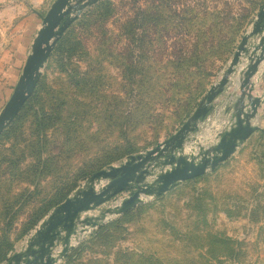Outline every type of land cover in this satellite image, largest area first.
I'll return each instance as SVG.
<instances>
[{"label": "rangeland", "instance_id": "obj_1", "mask_svg": "<svg viewBox=\"0 0 264 264\" xmlns=\"http://www.w3.org/2000/svg\"><path fill=\"white\" fill-rule=\"evenodd\" d=\"M54 1L0 0V87L9 88V92L0 95V112L12 95L43 17ZM86 1L69 0V6L73 7L70 15L76 18L67 27L65 36L62 34L65 44L62 48L55 44L40 69L34 89L38 93L15 134L0 138V160L14 142H17L14 147L17 155L24 153L17 173L25 171L32 162L27 157L30 150L26 145L35 138L38 121L35 110L51 115L43 117L48 127L46 135L51 142L48 150L52 145H65L61 149L65 152L59 153L61 170L40 179L35 197L27 202L24 212L9 231L10 239L15 240L14 245L22 240H16V236L27 213L40 201L49 198L58 187L70 185L80 173L97 169L105 159L119 151L132 149L129 155L145 152L173 135L209 88L223 76L241 38L251 29L264 5V0H171L177 11L186 8L199 10V17L206 12H230L235 17L233 22L242 27L234 36L228 54L212 56L215 59L207 61L211 75L203 80L204 86L199 85L197 77L190 82V87L206 89L193 95L189 104L188 93L175 96L169 88L174 87L171 80L179 79L171 78L173 67L169 64L175 60L173 51L179 39L174 33L176 28L170 33L152 32L146 28L147 39L152 38L154 42L150 46L144 45L140 51L132 40L133 35L126 33L124 28L135 16L136 7L132 0H112L116 10L114 17L104 24L108 38L102 41L101 29H86L80 21L92 8H79ZM139 3L143 9L150 7V0H139ZM203 9H207L205 13ZM209 17L206 16L208 21ZM139 33L143 34L140 29ZM195 39L194 34L182 36L189 49ZM258 39L259 35L249 39L247 51L230 74L224 90L212 102L207 116L198 121L196 129L189 134L185 145L195 148L189 153H198L201 147L207 149L219 141L234 123L235 105L242 92L246 94L243 100L246 109L249 108L247 93L252 97L264 94V72L252 77L254 87L251 91L242 90L240 83L243 79L241 69ZM74 45L77 47L73 49ZM72 50L75 53L69 59ZM130 53L133 54L131 60L128 59ZM260 67L264 69L262 64ZM140 92L143 93L136 95ZM128 109L133 112L130 116L126 112ZM113 111V117L108 118ZM60 117L75 123L56 121ZM252 124L257 130L228 160L194 178V182L179 183L161 199L151 197L144 200L132 208L134 210L129 215L108 217L100 226L83 233L80 240L73 242L67 254L70 256L67 258L66 255L57 264H264V101L260 103ZM115 146L119 148L115 149ZM56 150L52 153L55 154ZM69 152L72 154L67 157ZM129 155L110 165L122 163ZM0 164L1 170L8 165L6 162ZM26 177L22 173L15 182ZM87 180H78L76 188ZM147 181H153V178ZM13 186L14 196L30 187L22 183ZM132 192L133 189H128L118 195L129 196ZM2 226L0 222V229ZM101 226L105 231L100 234L98 229ZM226 239L231 241V246L225 243Z\"/></svg>", "mask_w": 264, "mask_h": 264}, {"label": "water", "instance_id": "obj_2", "mask_svg": "<svg viewBox=\"0 0 264 264\" xmlns=\"http://www.w3.org/2000/svg\"><path fill=\"white\" fill-rule=\"evenodd\" d=\"M97 1L88 0L79 8L90 6ZM72 8L69 6V0H55L43 17L42 26L26 58L22 74L0 112V134L16 118L33 94L40 69L58 38L76 18L70 15ZM255 35H259L258 43L249 51L247 63L241 69L243 79H240L242 90L247 88L251 91L254 87L252 77L258 73L261 64L264 66V5L251 29L241 38L223 76L209 88L181 127L157 146L129 155L122 163L108 165L95 172L40 222L26 239L25 245L9 257V264H57L68 254L79 235L97 228L108 217L123 214L148 198L161 196L179 183L200 177L228 160L257 130V126L252 124V119L260 103L264 101V94L261 97H252L247 93L249 108L246 109L243 106L246 94L242 92L238 104L235 105L233 125L222 134L215 145L207 149L201 147L197 154H186L183 147L189 134L196 129L197 122L207 116L212 102L224 90L230 74L247 51L249 39ZM150 177L153 181L148 182ZM128 189H133V192L119 205L105 207L96 215H88Z\"/></svg>", "mask_w": 264, "mask_h": 264}, {"label": "trees", "instance_id": "obj_3", "mask_svg": "<svg viewBox=\"0 0 264 264\" xmlns=\"http://www.w3.org/2000/svg\"><path fill=\"white\" fill-rule=\"evenodd\" d=\"M131 3L136 7L135 16L131 20L127 21L129 26H124V28L126 29V33L129 32L133 35L132 40L137 44L136 46L140 49V51H142L146 45L150 46L154 42V39L152 38L147 39V33L145 31L146 28H150L152 32L164 31L166 33H170L172 28H176L174 33L178 34L177 36H179V39L176 43L177 47L174 48L173 51L175 54V60L170 61L169 64L173 67V71L170 73L171 78L179 77L180 80H171V85L174 87L169 88L175 96L188 93L190 97L188 102L190 104V101L193 99V95H195L197 92H203L206 89V87H190V82L197 77L199 85L202 86L203 80L211 75V71L209 70L210 68L207 67V61H209V58L215 59L214 57L217 55H220L221 57L224 54L226 55L230 52L233 45L234 36L239 33L242 28L241 24H236L237 22H233L235 19V17H233L234 15H231L230 12L228 13L227 11L225 13H205L207 9H203V12L206 15H203L202 17L198 16L200 14V12H198L199 10L193 11L189 8H186L177 11V9L172 7L173 3L171 0H150V7L147 9H143L141 7L139 0H132ZM90 6L92 7L90 9V13H85L86 15L84 14L82 17L83 19L80 21L86 29L95 27H97V29H101L103 32L101 33L103 37L101 40L104 41V38H108L104 24L110 18L114 17V11L116 10L115 3L112 0H100ZM207 15L210 16V21L206 19ZM164 19L167 20L165 21ZM164 21L166 22L165 25ZM126 23L122 24V26ZM125 29H123V31H125ZM139 29L143 34L139 33ZM184 34H194L196 37L194 42L191 43L190 49L188 45L183 43L184 39L182 40V36ZM63 35L56 42V47L62 48L64 46L65 39L63 38ZM159 40L160 37L158 36L157 41ZM72 47L74 49L77 46L74 45ZM73 53H75L74 50L68 54L69 59L74 56ZM132 55V53L128 55L129 60L132 59ZM211 65L213 66V63ZM193 69H195V71H193ZM184 84L187 87H182ZM164 91L166 93L167 90ZM37 93V91L34 92V94L25 102L24 107L20 111L19 115L10 124L8 129L0 136V138L7 137L10 134H15L19 124L28 113V110L32 107L33 103L31 102L36 97ZM142 93L143 92H140L136 95H140ZM34 112L35 115L38 116L34 135L35 138L30 140L26 145V147H28L30 150V152L27 154V157L31 158L32 162L27 165L25 171L23 170L21 173H17L21 161L25 157L23 151L17 155V151L14 149V147L17 145V142L12 143L10 149H7L8 152L3 154V157L0 160V163L6 162V164H8L3 170L0 169V222L3 223V226L0 229V263L5 261L8 254L14 249L15 240L12 241L10 239L9 231L12 230L18 216L24 212L23 210L27 202L35 197V191L37 190L40 179L42 177H51L61 170V157L59 153L65 152L61 151L65 145H52L51 150H48L49 148H47V146L48 144H51V142L49 143V139L47 138L46 130L48 127L47 124L43 122V120L46 118V116L49 118L51 115H45V111H42V114L38 113L37 110ZM126 112H128L129 116L130 114H133L132 110L130 109H128ZM85 113H87V109L85 110ZM113 115L114 111L109 113L108 118H112ZM56 121L68 122L69 124L75 123L74 120H62L61 117L60 120ZM23 140L25 141L26 139ZM118 148V146H115V149ZM52 150H56V153H52ZM132 152V149H128L124 152L119 151L115 156L105 159L97 169H92L89 172L83 171L80 173L78 176H76L75 181L70 185L58 187V189L49 195V198L40 201L36 208L33 207L32 211L27 213L26 221L22 224L21 231L19 232L18 236H16V240L27 235L54 207L62 203L76 188L78 180L88 179L95 172L103 169L116 160H120ZM71 154L72 153L69 152L67 157H70ZM22 173L27 177L21 181L15 182L19 179ZM195 180L196 179L186 180L184 184L194 182ZM19 183L28 185L30 187L23 189L20 194L16 192L14 196L12 194L14 189L13 184ZM162 197V195L158 196L157 199H161ZM132 210L134 209H130L124 214L129 215ZM104 231V226L99 227L98 232L100 234ZM225 243L231 246V241L229 239ZM231 249L234 248L231 247ZM69 256L70 254L67 255V258Z\"/></svg>", "mask_w": 264, "mask_h": 264}, {"label": "crops", "instance_id": "obj_4", "mask_svg": "<svg viewBox=\"0 0 264 264\" xmlns=\"http://www.w3.org/2000/svg\"><path fill=\"white\" fill-rule=\"evenodd\" d=\"M260 69L262 70H259L258 74H262L264 72V69L262 67H260ZM9 92V88L8 87H0V95H3L5 93ZM84 183L80 184V185H83ZM71 195V194H70ZM111 203V200L106 202L105 204L101 205L100 207L96 208L95 210L91 211L90 213L91 214H96L98 213L99 211H101L102 209H104L105 207H107L109 204ZM51 213V212H50ZM47 217V216H46ZM45 219V218H44ZM41 222V221H40ZM39 222V223H40ZM39 225V224H38ZM37 227V226H36ZM35 227V228H36ZM34 228V230H35ZM34 230H31L27 235H25L24 237H22V240H19L15 243L14 245V249L8 254L7 256V259L5 261H3L2 263L0 264H9V257L11 255H13L15 252L19 251L21 249L22 246L25 245V242H26V239L31 235V233L34 231Z\"/></svg>", "mask_w": 264, "mask_h": 264}, {"label": "built area", "instance_id": "obj_5", "mask_svg": "<svg viewBox=\"0 0 264 264\" xmlns=\"http://www.w3.org/2000/svg\"><path fill=\"white\" fill-rule=\"evenodd\" d=\"M233 125V123L231 124V126ZM230 126V127H231ZM189 148V147H188ZM188 148L186 147V145H184V147H183V151H184V153H189L188 152ZM197 148V147H196ZM195 154H197V153H195ZM124 196H126V195H123V196H119V195H117V196H115L112 200H111V203L108 205V206H116V205H119L125 198H127L128 196H126V197H124ZM107 206V207H108ZM97 214V213H96ZM96 214H91L90 212L88 213V215H96ZM89 231H91V229L89 230ZM89 231H87V232H85L84 234H86V233H88ZM84 234H81V235H79L78 236V239L75 241V242H77L78 240H80V238L84 235Z\"/></svg>", "mask_w": 264, "mask_h": 264}, {"label": "bare ground", "instance_id": "obj_6", "mask_svg": "<svg viewBox=\"0 0 264 264\" xmlns=\"http://www.w3.org/2000/svg\"><path fill=\"white\" fill-rule=\"evenodd\" d=\"M193 150H195V148L189 147V149H188L189 152L193 151ZM58 250L60 251V249H58Z\"/></svg>", "mask_w": 264, "mask_h": 264}]
</instances>
